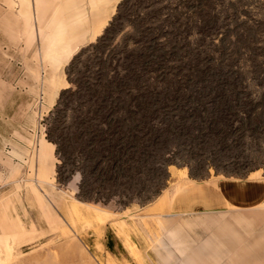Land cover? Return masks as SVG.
I'll return each mask as SVG.
<instances>
[{"label": "rangeland", "instance_id": "374dc122", "mask_svg": "<svg viewBox=\"0 0 264 264\" xmlns=\"http://www.w3.org/2000/svg\"><path fill=\"white\" fill-rule=\"evenodd\" d=\"M47 1L0 8V264H264V0ZM141 91L165 144L125 138L103 178L62 148L85 109Z\"/></svg>", "mask_w": 264, "mask_h": 264}, {"label": "trees", "instance_id": "16d2710c", "mask_svg": "<svg viewBox=\"0 0 264 264\" xmlns=\"http://www.w3.org/2000/svg\"><path fill=\"white\" fill-rule=\"evenodd\" d=\"M104 37V36H103ZM101 37L98 42H102L104 39ZM117 78V74H106L105 83L110 85ZM172 80V79H170ZM174 81V79H173ZM189 81V79H188ZM86 83V82H85ZM86 86V84H85ZM66 91H71V88L65 89ZM173 97L177 98V90H173ZM179 93V92H178ZM100 95L96 90L89 95L90 98ZM148 95H153L152 103H148V96L145 91H141L131 98L135 100L134 105L126 106L123 109L113 111L109 107H96L93 109L84 110L81 113V117L78 119H73L72 121L78 125L79 130L73 131L70 127L69 132L61 138L63 140V149L67 148L72 138H75V148L82 144L84 147L83 152H87V161L92 162L91 169L97 171L96 174L103 178L106 173V163L102 166V161L108 157L113 156L116 160L114 163L119 165L121 157L124 156L122 147L123 140L128 138L129 141L147 142L148 145L153 144L158 145L159 142L165 144V139H161L162 132L166 129L159 125L151 122V115L157 110L155 104H159L162 100V95L157 91H153ZM166 96V94H164ZM168 97V96H166ZM191 97V96H188ZM104 97L102 96V99ZM105 97L104 99H106ZM78 120V121H77ZM129 123V132L125 133L126 124ZM170 127L171 123L167 122ZM132 144V148L136 149V144ZM57 149H59V143H56ZM147 147V146H146ZM86 148V150H85ZM144 149H142L143 151ZM83 166L88 167V164L84 163Z\"/></svg>", "mask_w": 264, "mask_h": 264}, {"label": "crops", "instance_id": "0c3cea01", "mask_svg": "<svg viewBox=\"0 0 264 264\" xmlns=\"http://www.w3.org/2000/svg\"><path fill=\"white\" fill-rule=\"evenodd\" d=\"M34 1V0H33ZM50 1L52 2V4L55 5V1L53 0H48L47 3L49 4ZM117 1L119 0H106V3H103V2H100L99 5H94L96 6L97 8V12H99V14H111L112 11H113V8L115 7ZM22 3H23V0H16V7L15 9L11 10V9H8V6H9V2L8 0H5L4 2H2V0L0 1V8L2 9V11L4 13H13V12H16V13H22ZM90 5V6H89ZM3 7H6L5 9L2 8ZM91 6L92 4L91 3H87L86 7L87 9L85 10V13H92L91 10ZM4 9V10H3ZM108 17L107 16H101V19L104 20ZM49 28V27H48ZM228 184V183H227ZM247 184L245 182H240V183H231L229 184L228 186H226V183H224L223 187H222V190H223V195L225 197H228L230 199H234L238 196V193H241V191L243 190V187H245ZM225 186V187H224ZM236 187L234 190L233 187ZM202 187L200 185H193V186H185L183 187L180 192L177 193L176 195V199L174 201V204L178 205L180 203H182V207H185V204L188 203L190 204L191 202L193 201H196L198 199L201 198V196H204V193H203V189H201ZM240 191V192H238ZM251 193L253 194H260V195H263L264 196V185L263 184H260L258 183L254 189H252ZM243 194V193H242ZM244 196V194H243ZM171 205L173 204H170V207ZM174 205V206H175Z\"/></svg>", "mask_w": 264, "mask_h": 264}]
</instances>
